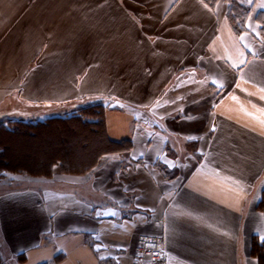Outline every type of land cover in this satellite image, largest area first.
<instances>
[{"label":"crops","instance_id":"1","mask_svg":"<svg viewBox=\"0 0 264 264\" xmlns=\"http://www.w3.org/2000/svg\"><path fill=\"white\" fill-rule=\"evenodd\" d=\"M251 4L238 37L226 0H0V119L107 97L106 137L132 144L82 173L5 172L0 264H131L142 233L163 237L167 264H264V0Z\"/></svg>","mask_w":264,"mask_h":264},{"label":"trees","instance_id":"2","mask_svg":"<svg viewBox=\"0 0 264 264\" xmlns=\"http://www.w3.org/2000/svg\"><path fill=\"white\" fill-rule=\"evenodd\" d=\"M208 4H212L216 0H204ZM228 2L227 19L236 36H240L247 31V21L252 12L253 5L246 0H226ZM256 20L260 24V37L264 41V10L256 13ZM108 103L101 100L95 103L87 104L79 107L77 110L66 116H53L43 120H24V119H3L0 121V179L5 176V172H30L33 174L49 172L50 167L54 163H59L63 171L71 173H82L94 167L97 162L98 149L104 148L107 151H117L119 153H127L130 151L132 144L129 140L120 142L111 141L106 137L104 128V117ZM53 126L58 132L57 140L59 141L60 152L52 153L45 161V166L37 169L30 165H24L18 161H13L8 155V147L12 146L10 140L11 135L21 136L27 140L35 137L41 129ZM64 128V129H62ZM65 128L67 130H65ZM67 131V132H64ZM67 133L70 135L68 136ZM99 138L103 145L96 146L89 159L86 160H70L68 152L71 150H83L92 146L96 138ZM99 156V155H98ZM254 244L258 245L260 257L264 242L258 243L254 240ZM263 244V245H262ZM255 248V249H256ZM254 249V251H255ZM263 251V250H262ZM23 258V256H21ZM1 262V258H0ZM42 264H49L48 262Z\"/></svg>","mask_w":264,"mask_h":264},{"label":"rangeland","instance_id":"3","mask_svg":"<svg viewBox=\"0 0 264 264\" xmlns=\"http://www.w3.org/2000/svg\"><path fill=\"white\" fill-rule=\"evenodd\" d=\"M260 42H262V45L264 46V41L260 39ZM174 82H170L169 89L172 87ZM168 87L165 88V93H167ZM93 99V98H91ZM137 99V98H136ZM100 100L109 102L112 101L111 99H108L107 97L101 98ZM99 100V101H100ZM154 98H152V101ZM81 101V100H80ZM83 101V100H82ZM89 100H85L83 102H79L82 104L88 103ZM1 121V119H0ZM64 129V128H62ZM65 130H67L65 128ZM58 132H63L60 130H54L53 126L45 127L44 129H41L37 133L35 137H32V139L27 140L21 138V136L11 135L10 140L12 142V146L8 147V155L12 157L13 161H18L20 163H23L24 165H30L35 168H43L45 166V161L48 158V156L54 152L59 153L60 147L58 144L57 136L59 135ZM67 132V131H64ZM68 136H70L67 133ZM103 143L101 140L97 137L92 146L87 148L85 152H81L83 150H71L68 152V157L70 160H86L90 158L91 153L93 149L96 146H101ZM137 243V240L134 244V247ZM131 264H132V258H131Z\"/></svg>","mask_w":264,"mask_h":264},{"label":"built area","instance_id":"4","mask_svg":"<svg viewBox=\"0 0 264 264\" xmlns=\"http://www.w3.org/2000/svg\"><path fill=\"white\" fill-rule=\"evenodd\" d=\"M132 264H167L163 237L157 234H140L132 253Z\"/></svg>","mask_w":264,"mask_h":264},{"label":"snow or ice","instance_id":"5","mask_svg":"<svg viewBox=\"0 0 264 264\" xmlns=\"http://www.w3.org/2000/svg\"><path fill=\"white\" fill-rule=\"evenodd\" d=\"M248 2L251 3L252 0H248ZM261 7H264V5H261ZM241 63H243V61H241ZM221 87H222V85H221Z\"/></svg>","mask_w":264,"mask_h":264},{"label":"bare ground","instance_id":"6","mask_svg":"<svg viewBox=\"0 0 264 264\" xmlns=\"http://www.w3.org/2000/svg\"><path fill=\"white\" fill-rule=\"evenodd\" d=\"M101 150V148L98 149V152Z\"/></svg>","mask_w":264,"mask_h":264}]
</instances>
